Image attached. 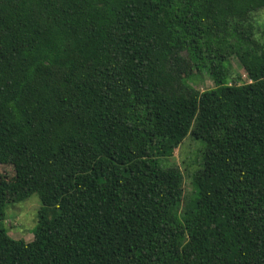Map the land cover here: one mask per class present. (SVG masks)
Listing matches in <instances>:
<instances>
[{"label": "trees", "instance_id": "16d2710c", "mask_svg": "<svg viewBox=\"0 0 264 264\" xmlns=\"http://www.w3.org/2000/svg\"><path fill=\"white\" fill-rule=\"evenodd\" d=\"M263 11L0 0V162L13 172L0 264H264ZM199 74L213 87L199 91ZM188 136L203 148L185 194L165 161ZM32 194L36 234L15 240L5 207Z\"/></svg>", "mask_w": 264, "mask_h": 264}, {"label": "rangeland", "instance_id": "374dc122", "mask_svg": "<svg viewBox=\"0 0 264 264\" xmlns=\"http://www.w3.org/2000/svg\"><path fill=\"white\" fill-rule=\"evenodd\" d=\"M254 19L259 23L264 21V11L254 15ZM229 70L233 78L240 76L243 81L248 82L247 76L235 57L229 59ZM194 80V86L199 91H204L213 87V82L205 76L199 74ZM203 143L188 136L183 143L175 150L173 156L166 165L175 166L180 169L183 175V189L185 194L191 192V176L196 170L201 168L200 158L202 157ZM163 160L160 161L162 164ZM0 162V183L10 181L13 178L12 168L9 164ZM38 194H32L28 199L9 204L5 207L2 226L6 233L15 240L30 242L34 239L37 229V214L40 208Z\"/></svg>", "mask_w": 264, "mask_h": 264}]
</instances>
